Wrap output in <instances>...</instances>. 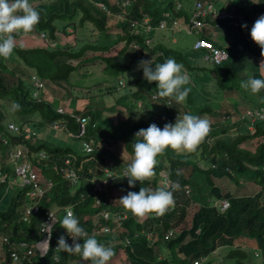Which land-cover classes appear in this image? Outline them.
Returning <instances> with one entry per match:
<instances>
[{
	"label": "trees",
	"instance_id": "trees-1",
	"mask_svg": "<svg viewBox=\"0 0 264 264\" xmlns=\"http://www.w3.org/2000/svg\"><path fill=\"white\" fill-rule=\"evenodd\" d=\"M125 1L29 0L40 13V21L33 31L16 33L15 39L25 35L38 45H16L12 53L16 61L13 56L7 59L0 57V133L11 139L9 146L21 144L26 147L27 158L37 174L52 182L43 196L33 199L27 196V186L19 187L10 181L0 184V264L9 261L10 253L16 250L18 242L35 243L39 238V224L49 210L54 211L58 219L53 228V239L57 241L62 235L59 233L63 228L60 220L67 207L73 209L89 236H94L101 243L110 242L114 246L115 254L107 264H112L113 258L120 251H123L129 264H185L187 261L193 264L220 247L229 250L226 255L228 259H245L247 254L244 249L251 248L253 252H257L260 264H264V122L257 119L253 121L252 129H249L247 122L239 121L241 111L244 112L251 106V96L264 102V90L257 94L244 90L239 96V103H232L233 106H222L220 101L215 102L217 106L214 105L215 99L224 98L222 91L227 82L236 79L241 84L248 78L244 73L248 69L245 67L247 63L233 54L229 62L221 66L214 65L212 71H206L196 61L197 58L204 60L206 51L175 47V33L179 30L186 32L184 26L190 23V7L181 5L179 8L177 1L162 4L155 0H129L127 9ZM98 2H102L109 10L99 6ZM228 2L239 9L247 10L251 7L252 11L248 16L256 13V18H250L253 22L260 16L261 4H264L260 0L256 5L251 0L246 7H242L236 0ZM116 14L121 16L118 23L114 21ZM145 17L149 18L152 25L150 30L145 28ZM173 20L176 25L172 24ZM161 21H165L163 28L159 27ZM226 27L221 24L213 31L202 29L200 36L214 41L217 39L215 34ZM155 30H159L161 35L150 46L146 40L151 41L150 34ZM228 31L234 35L235 40H230L227 47L219 45V42L214 44L226 50L228 48V52L241 51L238 48V44H241L246 59L250 58V54L259 59L264 58L260 47L249 40L248 28L232 27ZM41 33H44V38ZM66 35L75 37L74 44L58 45L56 42L59 41V36L62 39ZM115 38L112 43L111 39ZM120 42V50L110 55V47ZM129 47H141L148 53L143 57L152 59L154 63H163L167 58H174L182 63L185 73H188L192 81L186 85L191 88L186 100L178 103L172 97L161 98L156 82L149 83L143 75L138 76L141 74L139 73L133 75L132 88L119 95L115 104L107 105L103 99L97 102V95H93L90 99L95 100V104L87 100L88 104L83 109L76 107L71 110L66 107L64 103L90 96L91 92L88 90L85 91L89 93L86 97L72 90V73L79 70L78 74L81 71L84 74L86 65L94 64L95 68L118 78L117 87L101 80L97 84L98 93L113 92L118 87H124L120 78L131 67L118 58ZM251 71V76L264 78V73L257 66L251 68ZM32 74L43 81L51 97L42 92L38 96H32ZM54 96L63 98L64 103L56 105L55 99L52 100ZM205 100L209 101L208 104L203 103ZM128 101H133L135 105L137 103V107L129 108ZM9 102L19 103L20 110L13 111ZM245 102L249 105H244ZM258 105L260 104L255 106ZM59 107L65 111L59 113ZM115 111L123 117L117 122L113 119ZM135 111L138 114L133 117L132 113ZM124 112H129L131 116L125 118ZM203 112L209 115L214 125L195 152H176L169 147L157 157L155 175L142 184L137 181L134 187H129L127 177L116 178L123 176L133 159L132 142L139 129L147 128L152 123L162 129L165 123H174L178 115L182 117L190 113L200 116ZM218 115L231 116L234 120L238 116L236 124L233 122L234 128L238 129L234 138L223 136L233 126L220 123L219 129L213 118ZM78 116L87 118L85 134L81 138L76 136L80 141L79 151L71 146H49L36 138V126L40 122L50 125L51 121H58L71 129L70 132L77 133L80 128L76 119ZM11 122L19 126H33L31 128L35 135L30 139L13 135L7 128ZM210 138L215 140L209 144L207 140ZM83 142L90 145L91 151L85 152ZM41 151L46 153L45 158L39 156ZM0 152L7 159L6 146L1 145ZM66 160L69 161L68 164L65 163ZM19 161L22 162L21 159ZM65 168H72L77 173V183L71 184L65 177ZM3 169L13 175L10 165H5ZM104 169H109L112 178L106 192L98 194L93 190V179L97 178L96 173L102 175ZM162 169L170 179L179 182L181 189L186 184L191 187L187 197L181 189L175 191L174 206L162 216L155 213L135 216L120 204L118 199L128 191L138 192L140 187H163L158 180ZM177 170L181 172L180 175H177ZM225 179L235 185L234 193L231 188L216 182ZM120 185L125 188V192L114 195V188H119ZM252 187L259 189L252 194L239 195L242 190ZM97 196L101 199L99 204L95 203ZM36 200L39 212L24 222V207ZM219 200H225L228 206L221 209ZM101 209L111 212L123 210L127 212V217L120 223L114 217L105 220L99 214ZM103 226H109L113 231L101 232ZM169 230L172 234L165 238ZM1 235L6 238L2 239ZM63 235L71 244L72 239L67 232ZM78 242L83 243L82 238ZM49 253L50 255L39 257L35 251L33 259L36 264H91V261H83L78 254L65 252H58L60 259L55 262L51 258L52 250ZM246 263L251 264L248 261Z\"/></svg>",
	"mask_w": 264,
	"mask_h": 264
},
{
	"label": "clouds",
	"instance_id": "clouds-1",
	"mask_svg": "<svg viewBox=\"0 0 264 264\" xmlns=\"http://www.w3.org/2000/svg\"><path fill=\"white\" fill-rule=\"evenodd\" d=\"M252 2L255 3L254 0ZM261 10L262 13L259 12L261 14L253 23L248 38L250 40L251 36L253 41H250L255 42L260 47L261 56L264 57V6L262 8V5ZM251 17L256 18V13L252 14ZM39 21L40 13L30 4L29 0H0V57L10 58L16 48L15 34L20 31L25 33L33 31ZM241 27L247 28V24H242ZM209 40L212 41V39ZM254 57L259 60L256 56ZM261 64H264V60L261 61ZM256 66L258 67L257 64ZM137 68L143 70V78L149 83L156 82L158 95L161 98L172 97L179 103L185 101L191 92V88L186 87L190 83V78L184 71V65L178 63L174 58H167L163 63H154L152 59H142L138 62ZM249 70L251 71V68ZM245 74L248 75V78L241 82L240 87L242 89L250 90L253 94L264 90V78H255L248 72ZM30 83L32 84L31 78ZM259 104L254 108L253 106L247 107L244 112L241 111L240 113L239 121L244 120L247 122L249 129H252V123L257 119L264 122V104ZM20 108L19 103L13 102V111H18ZM221 117L223 118L221 122L226 124V118L231 116ZM230 124H233V122ZM210 130L211 122L208 119L190 113H186L182 117L178 115L174 123H165L162 129L156 123L150 124L147 128L139 129L134 134L135 138L132 142L133 159L127 165L123 176L116 178L127 177L129 187H134L137 181L142 184L155 175L154 168L158 163L157 157L164 153L166 149L170 147L176 152H195L205 137L209 135ZM180 174L181 172L177 170V175ZM166 178L171 181L170 186L164 184L163 181ZM158 180L163 187L155 189L140 187L138 192L128 191L126 195L118 199L120 204L135 216L143 217L148 213H155L158 216L164 215L174 206V192L181 188L179 182L170 179L163 169L160 171V177L158 175ZM182 187V192H184L185 187L189 189L188 193L184 192L187 197L191 187L188 184ZM222 201L224 200L218 201L220 207ZM65 213L60 220V226L66 229L72 243L69 244L65 235L62 234L58 237L55 249L58 252L78 254L83 261H91V264H107L115 254L114 246L110 242L108 244L101 243L94 236H89L87 231L80 225L79 218L71 207H67ZM50 218L51 222L42 223V232L47 233V238L43 242L48 245L56 223L51 214ZM81 238L83 243L78 242ZM254 253L255 256H258L256 251Z\"/></svg>",
	"mask_w": 264,
	"mask_h": 264
},
{
	"label": "built area",
	"instance_id": "built-area-1",
	"mask_svg": "<svg viewBox=\"0 0 264 264\" xmlns=\"http://www.w3.org/2000/svg\"><path fill=\"white\" fill-rule=\"evenodd\" d=\"M219 0H193L191 6H190V16H189V24H186L184 26V29L186 33L188 34H195L196 39L193 42V49L194 50H204L207 53L204 55V60L212 63L215 66H221L229 59V53L228 51L220 47L217 44H214L213 41L206 39L204 37L200 36V31L202 29H207L209 31H212L213 29L219 27L221 24H227L231 27L240 28L242 24H247V28L251 29L253 25V21L250 19L252 17H249L248 14L252 11L250 8H241L232 6V3H229L228 6L222 5V7H218L217 2ZM251 0H238V3L242 7H246L247 2ZM264 2V0H262ZM255 4H259L260 0H254ZM99 6L103 7L107 11L109 9L106 8V6L102 2L97 3ZM129 4V0L125 1V5ZM177 7H181V3L177 2ZM262 8L264 4H261ZM245 11H244V10ZM264 11V10H263ZM262 13V12H261ZM264 14V13H263ZM144 23H146V30H150L152 28V25L149 22V18H144ZM173 25H176V22L173 20ZM165 25V21H161L159 24L160 28H163ZM202 32V31H201ZM41 37H45L44 33H41ZM250 40H252L250 36ZM253 41V40H252ZM239 50L243 49V46L241 44H238ZM31 81L33 86V92L32 96H38L40 92H42L44 89L43 81L39 77L36 76V74L31 75ZM43 93V92H42ZM57 111L59 113H63L65 110L61 107L57 108ZM250 112L248 111V114ZM79 123V131L77 133H72L69 130L68 133L75 137L79 136L80 138L85 134L86 131V123L87 118L78 116L76 118ZM50 125L53 129H58L60 127V123L58 121H51ZM8 130L10 133H12L15 136H22L25 139H30L33 135H35V132L29 127V126H19L16 123H9L7 125ZM10 138L7 136H4L3 133H0V147L6 146V153L12 160L16 162V160H22V162L16 164L13 169V178L10 181L13 184H16L19 187H29V190L27 191V196L31 199L33 198H40L43 196V194L52 186V182L47 178H41L35 169L32 166V162L27 158L28 149L24 147L21 144L9 146ZM83 149L85 152L91 151V147L88 143L83 142ZM39 156L41 158L46 157V153L41 151L39 153ZM68 160L65 161L66 164H68ZM102 177L100 179H93V190L97 192L98 194H103V192H106L107 185H109L110 180L112 178L111 172L109 169H104L102 173ZM64 175L65 177L70 181L71 184L77 183L78 175L72 168H65L64 169ZM9 182V174L0 167V184H6ZM165 185H171V181H169L167 178L164 179ZM184 192L188 193L189 189L187 187L184 188ZM101 202V199L97 196L95 199V203L99 204ZM228 206V202L225 200L222 201L221 208H225ZM39 204L38 200L34 202H30L27 206L23 209V215L22 220L24 222L29 221L32 216L37 214L39 212ZM50 214L55 218V221L57 222V216L54 211L49 210L45 212L44 218L41 220L38 228V235L39 238L35 241V243L32 245L26 241H20L17 244L16 250L12 251L9 256V261H7L5 264H36V261L33 259V256L35 254V251L38 252L39 257H45L47 255H50V250H52L51 258L53 261L58 262L60 257L58 255L57 250L55 249L57 246V241H54L53 239V230L51 234V240L49 242V245L46 242H43L47 238V233L42 232L43 225L42 223H48L51 222ZM66 214V213H65ZM99 214L101 217L105 220H108L110 217H114V220L118 223L121 222L124 218L127 217V212L123 210L119 211H109L106 209H101ZM56 224V223H55ZM54 228V227H53ZM64 231L61 233L63 234L66 232V229L61 228ZM113 229H111L109 226H103L101 228V232H112ZM172 231L169 230L167 235H165V238H167L168 235H171ZM149 235V234H148ZM150 236V235H149ZM70 237V236H69ZM2 239H5V235H1ZM46 252V255H45ZM195 264H198V262H194Z\"/></svg>",
	"mask_w": 264,
	"mask_h": 264
},
{
	"label": "rangeland",
	"instance_id": "rangeland-1",
	"mask_svg": "<svg viewBox=\"0 0 264 264\" xmlns=\"http://www.w3.org/2000/svg\"><path fill=\"white\" fill-rule=\"evenodd\" d=\"M170 1L171 2L177 1V2L181 3L184 7H186V6L190 7L192 2H193V0H155L156 3L161 2L162 4H166ZM236 1H238V0H236ZM223 4H224V6H228L229 5L228 0H219L217 2L218 7H222ZM128 6H126V8ZM115 16L116 17H115L114 21H115V23H118V19L121 16L118 14H116ZM223 25L227 26V27L223 28L220 31V33L215 34V37L217 39H215L214 42H216V43L219 42L218 43L219 45H223L224 47H227L229 45V41L230 40L233 41V40H235V38H233L234 35H231V33L229 34V31H228V29L232 28V27L230 25H227V24H223ZM68 30L71 31L70 28ZM116 32L119 33L118 30H116ZM222 33H224V34L221 35ZM160 35H161V33L159 30L153 31L152 34H150V40L151 41H149V39L146 40L147 44L152 46L153 42H155L156 39L158 37H160ZM70 36H72V35H66L65 37L62 36L63 37L62 39H61V36H59L60 39L56 43L58 45H63L64 43L68 44V45L74 44L75 37H70ZM175 37L177 38V41L175 42V47H179L180 49H184V50H191L193 42L196 39L195 34H187L186 32H183L180 30L175 33ZM15 40H16V45H23L26 47H31L34 43H36V45H38L37 42H35L31 38H26L25 35H21L20 38H16ZM115 40H116V38L111 39V42L113 43ZM172 40L174 41V38ZM150 42H152V43H150ZM162 43L164 45H166L163 41H162ZM55 44H54V46H55ZM121 45H122V42L111 46L109 54L111 55L113 53L118 52L121 48ZM227 50H228V48H227ZM229 54H230V57H229L227 62H229L232 58V55L235 54L240 61H244L247 63L245 67H248V70H249V68H253L257 64L258 68H260V70H262V72L264 73V68H263L264 64H261V61L264 60V58H261L258 60L254 56L250 55L251 60H250V58L246 59V55L244 54V51H237V50L235 52H233V51L229 52ZM144 55L147 56L148 53H146L145 50H142L141 47H135V48L129 47L124 52V54L119 56V58H118L119 61H122L124 64H128L131 67V70L126 71L120 78V80H122V82H121L122 85L125 84L124 87L123 86L118 87L113 92H107L104 94H103V92L98 93L97 84L101 80L106 81V84L112 85V87H114L115 85L117 87V79L118 78L116 79V76L111 77L109 74L101 71V69L95 68L94 64H89V65H86V68H85L86 71L84 72V74L82 71H81V74H78V73H80V71L78 70V71H76L77 73L74 72L71 75V82L73 83L72 85L74 87V88H72V90L75 93L78 92L80 95L85 96V97L89 94L88 92H85L86 90H88L91 92L89 94L90 95L89 98L88 97H86L84 99L83 98H77L76 101H74V102L69 101L68 103H64V99L59 97V96H55L54 98H52V100L55 99L54 103L56 105L60 104V103L61 104L64 103L66 105V107L68 109H71V110L75 109L76 107L79 109L80 108L83 109L85 104L86 105L88 104L87 100L90 101L89 103L95 104L96 101L90 99L91 97H93V95H97V97H98L97 102L99 101V99H103V101L106 102L107 105L115 104V103H117L116 102L117 100H115V99L118 98L119 95H121L124 91L126 92L128 89L132 88L131 80L134 79L133 75L139 74V73H141V74H139L138 76L143 75V70L138 69L137 65H138V62L140 60H142V59L148 60L149 59V58L143 57ZM11 56H13V58L15 59L14 61H16V57L13 54ZM196 61L200 65L202 64L201 66L205 67L206 71L210 72L214 68V65H212L209 62L204 61L202 58H197ZM13 64H14V62H13ZM260 64L263 66H261ZM248 70L247 69L244 70V73L248 72V74H251V71L250 70L248 71ZM186 74L188 75V73H186ZM190 82H192L191 78H190ZM74 84H76V86ZM243 91H244V89H242L240 87V83L239 82L237 83L236 79H232L231 81L227 82V84L225 85V89L222 91V97H224V98L220 99V100L215 99V101L213 103L216 106H217V104L215 102H218V101H220V105L222 104V106H224L225 104L230 106V105H232V103H235V102L239 103V101H240L239 96H240V94L242 95ZM42 92L45 95H47L48 97H51L48 89H44ZM247 92L249 93V91H247ZM251 101H252V103L250 105L253 106V108L255 107L256 104L264 103L263 101H260V100L257 101L256 96H251ZM208 102H209L208 100L203 101L204 104H208ZM241 104H243V103H241ZM9 105L12 108L11 102H9ZM128 105H129V108L137 107L136 106L137 103L135 105V103L133 101L132 102L128 101ZM236 105L238 106L239 104H236ZM244 105H249V104H247V102H245ZM124 113H125L124 114L125 118H128L129 115L131 116V114H129V112H124ZM137 114H138V111H135L134 113H132V116L134 117ZM201 114L202 115H200V117L206 118L211 122V130H212V128H213L212 126L214 125L213 120L211 118H209V115H207L205 112H203ZM235 117L238 118V116H235ZM121 118H123L121 113H119V112L117 113L115 111V113L113 114L114 121L117 122ZM213 118L216 120V124L218 125V128L220 129L221 124H223L221 122L223 120V118L219 115L214 116ZM232 122H234L236 124V120H234V118H232V117L226 118V123L230 124ZM238 123H239V121H238ZM239 124H241V123H239ZM231 126H233V124ZM234 126L231 128L232 130H229V132L224 134L223 136L227 135L226 137L234 138L238 133V129H235ZM31 127L33 128V126H31ZM69 130H71V129H69ZM0 131H2V130H0ZM36 132H37L36 138L40 142H45V143L51 144V145L54 144L55 146H60V147L71 146L77 151L80 150V141L77 138L69 135L68 131H63L60 134L55 135L56 132L52 129L51 125L40 122L36 126ZM214 140L215 139L210 138L207 140V142L210 144ZM2 155H3V153L0 152V167L3 168L5 166L4 162H6L7 165H10V167H12V169H14L15 161L12 164H10L11 161L6 160L5 157H3ZM19 162H20L19 160H16L17 164ZM102 175L96 173L97 178H95V179H100L102 177ZM12 178H13V175H12V173H10L9 174V181H11ZM195 179H199V178L195 177ZM216 182L218 185H225L227 188H231V192L234 193L235 185L232 184L229 180H227V179H225L224 181H217L216 180ZM249 186H253V185L249 184ZM258 189H259V187H256V189H255V187H252V189H246L244 191L242 190V192H240L239 195L243 196L246 194H252L255 191H257ZM114 191H116V192H113L114 195H117V193L121 194V193L125 192V188L120 185L119 188L115 187ZM60 231H64V230L60 229ZM59 233H61V232H59ZM228 251L229 250L226 249L225 247L217 248L214 252H212L206 258H204V259L202 258L201 260H199L198 264H247L246 263L247 261L251 262V264H260V261L258 260L259 256H255V253L253 252V250L251 248L244 249L245 253L247 254L245 259H243V258L228 259V258H226ZM252 253H253V256H252ZM176 263L178 264V262H176ZM112 264H129V263H128L127 259L125 258V254L123 253V251H120L117 254V257L113 258ZM185 264H191V263L187 261ZM193 264H195V263H193Z\"/></svg>",
	"mask_w": 264,
	"mask_h": 264
},
{
	"label": "crops",
	"instance_id": "crops-1",
	"mask_svg": "<svg viewBox=\"0 0 264 264\" xmlns=\"http://www.w3.org/2000/svg\"><path fill=\"white\" fill-rule=\"evenodd\" d=\"M251 55V54H250ZM250 60H251V58H250ZM249 60V61H250ZM31 84V83H30ZM32 85V84H31ZM57 94H59V93H57ZM55 97V96H54ZM69 130L64 124H61L60 123V127L58 128V129H54V131L56 132V134L55 135H58V134H60L61 132H63V131H67V130ZM70 135V134H69ZM45 143V142H44ZM47 144V143H46ZM47 145H49V146H55L54 144L53 145H51V144H47ZM6 160H12L10 157H7V159ZM14 162V161H13ZM4 165H7V163L6 162H4ZM39 175V174H38ZM40 177H42V176H40Z\"/></svg>",
	"mask_w": 264,
	"mask_h": 264
}]
</instances>
